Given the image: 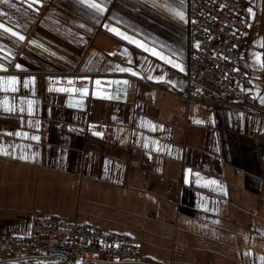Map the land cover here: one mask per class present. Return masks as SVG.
<instances>
[{
  "label": "crops",
  "instance_id": "crops-1",
  "mask_svg": "<svg viewBox=\"0 0 264 264\" xmlns=\"http://www.w3.org/2000/svg\"><path fill=\"white\" fill-rule=\"evenodd\" d=\"M243 1L253 18L241 88L256 110L178 96L188 0H89L103 14L80 0H0V25L25 37L0 28V79L19 82L0 89V235L28 237L42 213L140 240L158 264H264V0ZM58 76L127 83L68 103Z\"/></svg>",
  "mask_w": 264,
  "mask_h": 264
},
{
  "label": "built area",
  "instance_id": "built-area-1",
  "mask_svg": "<svg viewBox=\"0 0 264 264\" xmlns=\"http://www.w3.org/2000/svg\"><path fill=\"white\" fill-rule=\"evenodd\" d=\"M237 0H191L188 102L255 109L240 67L249 6ZM174 92L173 87L167 88ZM142 242L91 229L76 220L33 213L30 235H0V264H157L140 255Z\"/></svg>",
  "mask_w": 264,
  "mask_h": 264
},
{
  "label": "water",
  "instance_id": "water-1",
  "mask_svg": "<svg viewBox=\"0 0 264 264\" xmlns=\"http://www.w3.org/2000/svg\"><path fill=\"white\" fill-rule=\"evenodd\" d=\"M69 80L72 81V84L68 83ZM125 80L127 79L121 76H58L54 78L53 83L57 84L60 88L66 89L65 91H58V93L64 94L67 97L68 103L76 99L79 103L85 104L88 98L98 100L109 98L112 95L116 96V92L123 85H126L123 83ZM97 81L100 83L97 84ZM83 88H87V94L85 95H82L80 92ZM69 89H75L76 91H69Z\"/></svg>",
  "mask_w": 264,
  "mask_h": 264
},
{
  "label": "snow or ice",
  "instance_id": "snow-or-ice-1",
  "mask_svg": "<svg viewBox=\"0 0 264 264\" xmlns=\"http://www.w3.org/2000/svg\"><path fill=\"white\" fill-rule=\"evenodd\" d=\"M32 2L38 4V3H40V0H32ZM181 2H182V0H181ZM80 3H81V4H86L87 7H89V8H91V9L95 10L97 13H100V14H103L104 11H105V9H104L103 7H101V4H100V3L89 2V0H80ZM28 7L31 8V7H32V4L30 3V4L28 5ZM34 10H35V9H34ZM248 11H249V13H251L252 10L249 9ZM174 14H175L176 16H178L181 20L184 19V15H183L182 12L177 11V12H175ZM105 27H107V26H105ZM0 28H2L4 32H10V34H11L12 36L17 37L20 41H23V40L25 39L24 36H22V35H18L16 32H12L10 29L5 28L3 25H0ZM108 30L114 32L116 35L121 36L123 39H129V37L125 36L124 34L120 33L119 31H117V30L114 29V28H109ZM130 42H131V41H130ZM137 46H138V47H144V45H142V44H138ZM145 50L147 51L148 49H145ZM152 54H153V55H156V56H158L160 59L164 60L165 63L173 64V62H172L171 60L166 59L164 56H161L159 53H157V52H155V51H152ZM257 59L259 60L260 58L257 57ZM15 67H16L17 69H19V68H20V65L17 64ZM173 67L180 68V66H179V65H176V64H173ZM119 70L122 71V72H123V71H128L127 69H119ZM181 70H183V69L181 68ZM0 71H7V68H5V66H4L3 64H0ZM132 74L135 75V73H132ZM149 78L151 79V77H149ZM30 82H34V80H33V81H25L23 86H24V87H27L28 84H29ZM18 83H19V82L17 81V79H16L14 76H13V77H8L7 79H0V89L4 90L5 92H7V91L15 92V91L17 90V89H16V85H17ZM68 83H69V84H72V81L69 80ZM96 83L99 84L100 82L97 81ZM123 83L126 84L127 81H124ZM49 90L51 91V90H53V89H49ZM56 90H57V91H65L66 89H63V88H57ZM69 91H76V90H75V89H69ZM80 92H81L82 95L87 94V88H83V89H81ZM4 103L7 104V101L5 100ZM32 103H33L32 101H27V104L29 105V108H28L29 113H31V105H32ZM5 110H6V111H13V110H15V109H14V106H13V108H6ZM21 111H23V109H21ZM197 123H199V121H197ZM153 127H154V126H153ZM15 135H20V133H15ZM24 135H25V137H27V134H24ZM93 135H96V136H102L103 134L100 133V132H93ZM30 139L38 141V140H39V137H38V136H32V137H30ZM0 152H3V150L0 149ZM3 154L7 155L8 153H7V152H3ZM20 158H21V159H27V157H25V156H21ZM211 183H215V181H212Z\"/></svg>",
  "mask_w": 264,
  "mask_h": 264
},
{
  "label": "rangeland",
  "instance_id": "rangeland-1",
  "mask_svg": "<svg viewBox=\"0 0 264 264\" xmlns=\"http://www.w3.org/2000/svg\"><path fill=\"white\" fill-rule=\"evenodd\" d=\"M237 1H239V2H241V3H243L242 1L243 0H237ZM245 2V1H244ZM188 3H189V26H188V30H190V26H192V24H191V14L194 12V9H193V7H192V5H191V0H188ZM246 3V2H245ZM247 4V3H246ZM248 5V4H247ZM249 6V5H248ZM249 9H251L250 8V6H249ZM250 15H249V18H248V23H247V31H246V33H245V36H244V42H245V47H244V49H243V51H242V54H241V56L243 55V53H244V51H245V49H246V47H247V43H246V40H245V38H246V35H247V33L250 31V29H251V25H252V18H253V16H252V14L251 13H249ZM189 55H190V49H189ZM188 60H189V56H188ZM241 60H242V57H241ZM187 63H188V61H187ZM240 63H241V61H240ZM188 72V71H187ZM245 73H246V71H245ZM246 76H247V73H246ZM248 77V76H247ZM186 79H187V88H188V78H187V74H186ZM244 85L245 84H243L242 86L244 87ZM241 86V87H242ZM171 87V86H170ZM187 90V89H186ZM245 90V89H244ZM249 92V91H248ZM249 93H251V92H249ZM252 94V93H251ZM253 100H254V97H253ZM255 101V100H254ZM89 102V101H88ZM192 102H200V101H192ZM201 103H204V104H207V105H209L210 107H216V106H212V105H210L209 103H206V102H201ZM233 105V104H232ZM256 105V104H255ZM217 106H223V105H217ZM229 106H231V105H229ZM228 106V107H229ZM242 106V105H241ZM251 109V108H250ZM253 110V109H252ZM254 110H256V108L254 109ZM158 264V263H157Z\"/></svg>",
  "mask_w": 264,
  "mask_h": 264
}]
</instances>
